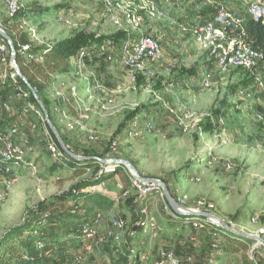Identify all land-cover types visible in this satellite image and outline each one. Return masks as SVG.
Returning <instances> with one entry per match:
<instances>
[{"label":"rangeland","instance_id":"374dc122","mask_svg":"<svg viewBox=\"0 0 264 264\" xmlns=\"http://www.w3.org/2000/svg\"><path fill=\"white\" fill-rule=\"evenodd\" d=\"M19 1L22 11L12 18L5 1L0 0V25L8 35L24 43L32 42L36 48L52 45L80 31L100 37L126 30L109 20L103 0ZM226 3L234 12L244 15L249 0H226ZM213 12V6L181 0L170 8L165 19L144 15L141 29L125 25L131 39H138L141 31L154 33L160 40L165 58L154 65L156 77L152 79L134 75L120 63L99 56L100 48L95 51V86L88 95L93 115L85 125L96 139L91 140L88 132L78 127L70 130L53 113L56 129L65 145L82 157L77 160L78 167L86 168L81 176L69 168V161L57 162L48 152L42 125H38L35 133L27 131L28 125L38 120L33 116L24 121L19 118L21 103L15 99L13 89L0 91L1 100L12 102V119L19 124L24 122L22 132L39 155L34 172H21L11 186L0 182V239L8 229L27 224L34 229L35 236V231L43 232L48 243L51 244V237L59 243L52 246L47 255L54 258L62 255L61 264H71L76 258L78 264H154L161 251H172L184 264H232L235 256L213 257L214 237L185 223L183 217L171 215L160 195H148L143 205H138L140 198L129 182L126 167L115 173L125 178L110 206L92 205L91 208L98 209L90 211L82 198L84 189L78 185L95 183L106 160L128 161L142 177L161 180L174 197L194 200L198 197L192 196L190 189L201 188L203 192L199 196L216 202L223 199L218 216L228 225L242 234L264 239V88L255 82L243 85V76L236 70L220 73L213 59L197 49L191 30L196 23L206 22ZM108 50L104 47L105 53ZM189 69L195 72L187 74ZM183 75L188 85L183 81L182 85L177 83L178 77ZM205 80L211 83L208 89L202 87ZM57 82L64 84L65 96L70 94L72 86L80 83L71 67L60 74ZM78 90L80 98L86 99L85 88L78 86ZM240 90L245 91L241 94ZM51 94L46 90L45 96L54 102ZM193 99L198 108L200 105L195 112L202 115L203 121L218 110L220 115L214 116L215 119L221 117L225 123L211 131L194 128L191 133H185L188 137H179L183 148L190 152L184 155L172 146L174 138L183 131L164 105L171 103L176 107L179 101L185 104ZM104 103L107 104L105 111L101 109ZM60 107L63 112L68 110L63 103ZM133 113L135 115L131 116ZM137 115L142 119L136 118ZM4 118L7 122L12 120L9 115ZM134 119L138 120L137 136L130 135L129 124ZM147 119L154 122L155 132L147 133L141 128ZM20 141L24 143L23 139ZM227 165H231L232 170H227ZM64 195L68 196L60 200ZM144 208L148 210V219L155 222V228L144 229L138 224V216ZM98 214H101L100 219ZM115 217H123L128 222L121 244L110 235L111 220ZM89 221L93 223L96 236L80 241V229ZM250 240L252 248L264 251L258 241ZM217 241L219 244V237ZM39 247L36 244V248ZM129 250L132 253L126 256Z\"/></svg>","mask_w":264,"mask_h":264},{"label":"built area","instance_id":"2783aa9c","mask_svg":"<svg viewBox=\"0 0 264 264\" xmlns=\"http://www.w3.org/2000/svg\"><path fill=\"white\" fill-rule=\"evenodd\" d=\"M7 6L9 16L14 18L22 11V5L19 0H4ZM181 0H103L104 10L106 11L109 20L118 28L126 29L128 38L119 46L113 41H104L95 46L82 48L79 52L69 60L73 75L80 81L79 85L71 87V92L67 96L63 93V83L57 82L60 75L49 73V81L46 83L42 79H38L40 83L45 84L46 90L51 91V96L54 99L52 104L53 113L59 116V121L65 123L70 130L78 127L84 132H88L89 138L95 140L96 137L92 131L87 129L85 122L90 119L92 108L88 103L90 97L88 95L94 88V53L100 48L99 56H103L109 61L120 63L125 69L132 72L134 75L141 76L144 79H152L156 77L153 69L154 65L160 63L165 58L164 48L154 34H148L140 31L138 39H131L129 30L125 25L137 30L141 29L144 23V15L151 19L167 18L170 8L176 6V2ZM202 6H213V18L206 22H199L194 25L191 30L192 37L197 46V49L207 55L216 63L220 73L227 74L234 70L244 71L254 79V82L259 87L264 88L263 71H264V51H256L244 42L246 22L250 19L257 23L264 24V0H249L247 8V17L234 12L226 3V0H196ZM1 30L4 31L0 25ZM23 28V25L20 27ZM5 32V31H4ZM12 39V38H11ZM15 43V44H14ZM44 50H34L35 45L32 42L24 43L17 37L12 39V44L9 45L5 38L0 34V91L12 88L15 94V99L21 103L19 118L24 121L25 118L33 116L38 120V123H30L28 132L35 133L38 125H42L44 129V138L48 152L57 162H71V157L68 156L60 146L57 138L51 131L44 110L39 104L42 101L35 87V93L30 90L26 80L20 78L16 68V64L12 63L11 57L14 56L22 62L25 67L31 66L32 63L43 65L45 62V54L51 45H46ZM104 47L109 49L104 52ZM13 49V50H12ZM18 65V62H17ZM19 67V65H18ZM20 69V67H19ZM21 71V70H20ZM29 82V81H28ZM30 83V82H29ZM78 86L85 88L87 92L86 99H81L79 96ZM202 87L208 89L211 83L208 80L203 82ZM245 90H240L241 94ZM43 103V101H42ZM63 103L68 109L75 113H70L68 110L63 112L60 105ZM109 103V101H108ZM103 111L107 110V104L101 105ZM14 107L12 102L3 101L0 99V179L5 186H11L23 171L34 172L38 168V154L34 146L28 142L26 133L22 132L23 123H18L12 119ZM5 115L10 116V121H6ZM211 122L215 126H223L225 121L219 117L215 119L211 114ZM197 116L189 110L183 111L182 114L176 115L178 126L183 132L188 131V123L194 122ZM262 120V117H258ZM130 124L131 136H137L138 120ZM75 125V126H74ZM142 128V127H141ZM147 133L156 131V126L152 120L145 122L143 126ZM23 139L24 143L20 140ZM99 178L106 175L115 174L120 168L125 167L120 162L106 160L101 165ZM227 170H232L231 165H227ZM129 172V170H128ZM130 182L136 191L137 197L144 200L148 195L156 193L160 195L165 203V209L171 215L178 218L183 217L185 223L191 224L195 229L206 228L207 233L215 239L211 243V248L214 252L213 257L223 255V250L217 243V237L222 240V234L226 233L221 224L213 218L200 217V213L216 214V204L206 198H197L194 200L186 199L182 196L176 197L179 204V212H174L166 203L165 194L161 186L141 181L135 178L129 172ZM159 180V179H157ZM161 181V180H160ZM103 182L101 186H104ZM78 210V209H77ZM75 212V211H74ZM89 217V215H88ZM101 218V214L97 215ZM138 224L144 229L155 228V222L148 219L147 208L142 209L138 216ZM253 222L256 219L252 220ZM98 222V220H97ZM111 236L113 240L121 244L124 239V233L128 229V222L123 217H115L111 220ZM229 232V231H227ZM37 234V232L35 231ZM230 233V232H229ZM96 236L92 222H86L80 229V241L91 240ZM39 250H45V244L42 241L37 242ZM50 251H45L49 254ZM79 259L76 258L71 264H78ZM67 264V263H62ZM154 264H184L175 253L172 251H161L158 259Z\"/></svg>","mask_w":264,"mask_h":264},{"label":"trees","instance_id":"16d2710c","mask_svg":"<svg viewBox=\"0 0 264 264\" xmlns=\"http://www.w3.org/2000/svg\"><path fill=\"white\" fill-rule=\"evenodd\" d=\"M212 18L213 13L207 21ZM10 37L14 39L12 35H10ZM127 38L128 33L126 31H118L113 35L100 37H97L95 33L80 31L70 38L52 44L45 54V62L43 65L32 63L31 66L25 67L19 58H17L22 74L27 77L30 84L37 89L38 94L50 115L51 121L56 128L57 124L54 122L52 109L53 102L45 96L46 86L45 84L40 83L38 79H42L47 83L49 81V73L60 75L68 71L70 69L69 60L82 48L104 41H113L116 46H119L127 40ZM244 42L252 49L263 52L264 24L249 19L245 26ZM44 49H46L45 46L34 50L38 51ZM236 71L243 76V85H247L249 82H254V79L248 73L240 70ZM186 72L193 74L195 70L189 69ZM134 115L135 113L131 116ZM218 115H220L218 110L212 112L213 117H217ZM200 126L203 131H211V129L215 127V125L211 123L210 116L205 118L204 121L200 123ZM62 140L65 143L64 138H62ZM71 161L75 162V159L71 158ZM74 172L78 176H81L85 174L86 168L74 166ZM100 181H102L101 178L97 179L96 182L92 184L81 183L78 185V188L85 189L89 186H95ZM67 196L64 195L60 200L65 199ZM203 230L207 232L206 228ZM33 233L34 229L27 224L8 229L0 239V264H61L62 255L59 254L57 258H54L45 254V251H51L53 249L52 246H59V243L54 240L53 237L50 238L51 244L48 243L43 232L37 233L36 236ZM39 241H42L45 244V250L42 251L36 248V243ZM219 245L223 250L222 256L224 258L227 259L235 256L232 259V264H264V251L252 248V240L248 238H242L226 231V233L222 234V240L219 242ZM130 253H132L131 250L127 251L126 256H129ZM137 260L138 257L135 261Z\"/></svg>","mask_w":264,"mask_h":264},{"label":"crops","instance_id":"0c3cea01","mask_svg":"<svg viewBox=\"0 0 264 264\" xmlns=\"http://www.w3.org/2000/svg\"><path fill=\"white\" fill-rule=\"evenodd\" d=\"M231 8V7H230ZM234 10V9H233ZM236 12V11H235ZM214 13V12H213ZM237 14L239 15H242V16H246L247 17V10L245 11L244 15L241 14V13H238L236 12ZM214 15V14H213ZM207 56V55H206ZM202 60H205V57H202ZM209 60V58L207 59ZM187 74H189L187 72ZM264 74V72H263ZM181 81H183V83H187V79H186V75H183L182 77H178L177 79V83H179V85H182L181 84ZM188 85V83H187ZM89 102V101H88ZM180 102V101H179ZM176 105V107L174 105H171V103H166L164 105V107L166 108V110H168V112L172 115V116H175L176 115H179V114H182L180 112H182L183 110L186 111V110H191L196 116V120L194 122H189L188 123V131L187 132H181L179 134L178 137L174 138V143L172 144V146L175 148L177 147V150L180 151L181 153L180 154H186L188 153V155H190V152L188 151V149H184L183 148V144L182 142H180L179 140V137H181V139L185 138V137H188L187 134L185 133H191L193 131L194 128H197L198 130H201L200 128V123L203 121L202 120V115L200 116L199 114H197V112H195V109L199 110L200 108V105L199 108L197 107V103L196 101L193 99L191 102H186L185 104H182V103H179ZM62 105V104H61ZM71 109H68V111L70 113H75L73 110H72V107L70 106ZM194 110V111H193ZM144 114V113H143ZM91 115H93V112L91 113ZM240 115H237V117H239ZM136 118H141L142 119V116H139L137 115ZM149 119L145 120L143 122V125H142V128L145 124L146 121H148ZM177 122V120H176ZM131 124V123H130ZM130 124H129V127H130ZM131 128V127H130ZM181 129V128H180ZM185 135H184V134ZM222 136V135H221ZM176 150V151H177ZM74 166H79L77 160L74 161H71L70 162V169H72V171H74ZM187 176H191V175H187ZM195 176V175H192V177ZM122 178L124 179L125 177H120L119 175L117 174H110V175H106L104 177H102V181H100L98 184H96L95 186H89L87 188H85L83 190V199L87 202L88 206H89V210L92 211L94 209H98L97 207L99 208H104L105 207H109V203L111 202L112 199L115 198L116 196V192L119 190V188H122V185H123V181H122ZM105 183L104 186H101L102 183ZM130 182V181H129ZM203 192L201 190V188H196V187H192L190 189V194L192 196H197L198 198H206L208 199L209 201H212L216 204V207H217V210H216V215H218V210L222 208V204H223V199H220L219 202H216L215 200L213 199H210L209 197H206V196H202L199 194ZM177 197V196H176ZM175 197V198H176ZM196 197V198H197ZM100 201L102 203H100ZM143 202L144 200H140V201H137V204L138 205H143ZM92 205H96L97 207L95 208H91ZM92 213V212H91ZM93 214V213H92ZM89 218V217H88Z\"/></svg>","mask_w":264,"mask_h":264},{"label":"water","instance_id":"95a60500","mask_svg":"<svg viewBox=\"0 0 264 264\" xmlns=\"http://www.w3.org/2000/svg\"><path fill=\"white\" fill-rule=\"evenodd\" d=\"M0 34L5 38V40L8 42L9 45L12 44V39H11L10 35H8L6 32H4L3 30H1V28H0ZM11 61H12V63L16 64V68H17V71L19 73L20 78L23 79V80H26L25 76L20 71V69H19V67L17 65L16 59L14 58V56L11 57ZM27 84H28V87L30 88V90H32V92L35 93L34 88L32 87V85L28 81H27ZM38 102L41 105L42 109L44 110V113H45V116H46V119H47V122H48V125H49L51 131L53 132V134L57 138V140H58L60 146L62 147V149L64 150V152L68 156H70L71 158H73L75 160H81L82 157L74 154L71 150H69L67 148V146L65 145V143L62 140V137L58 133L55 125L51 121L50 115H49L48 111L46 110L44 104L42 103L41 100H39ZM113 161L120 162L122 165H124L135 178H137V179H139L141 181H144V182L154 183V184H157V185L161 186V188L163 189V192L165 194V198H166V201H167L168 205L171 207V209L174 212L180 213L179 210H178L179 209L178 202L176 201L175 197L170 192V190L168 189V187L162 181L157 180V179L142 177L141 175L138 174V172L135 169V167L131 163H129L128 161H126V160H113ZM198 215L200 217H204V218H213V219L217 220L221 224V226L225 230L229 231L230 233L235 234V235H237L239 237H242V238L254 239V240L258 241L259 245L261 244V245L264 246V239L262 237H260V236H253V235H247V234H242V233L236 231L235 229H233L230 225H228L223 219H221L216 214L204 212V213H200Z\"/></svg>","mask_w":264,"mask_h":264}]
</instances>
